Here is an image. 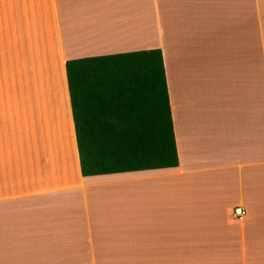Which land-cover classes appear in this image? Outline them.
<instances>
[{
  "label": "crops",
  "instance_id": "crops-1",
  "mask_svg": "<svg viewBox=\"0 0 264 264\" xmlns=\"http://www.w3.org/2000/svg\"><path fill=\"white\" fill-rule=\"evenodd\" d=\"M151 48L177 165L83 176L64 61ZM3 68L0 264H264V0H0Z\"/></svg>",
  "mask_w": 264,
  "mask_h": 264
},
{
  "label": "trees",
  "instance_id": "trees-1",
  "mask_svg": "<svg viewBox=\"0 0 264 264\" xmlns=\"http://www.w3.org/2000/svg\"><path fill=\"white\" fill-rule=\"evenodd\" d=\"M64 68L83 176L177 165L158 48L68 59Z\"/></svg>",
  "mask_w": 264,
  "mask_h": 264
},
{
  "label": "rangeland",
  "instance_id": "rangeland-1",
  "mask_svg": "<svg viewBox=\"0 0 264 264\" xmlns=\"http://www.w3.org/2000/svg\"><path fill=\"white\" fill-rule=\"evenodd\" d=\"M2 72H5V75H1ZM0 75V96L4 95L8 97V95L20 92V88L11 79L12 72H9V69L6 70L5 68H3L2 70H0ZM2 98L4 97L1 96V99Z\"/></svg>",
  "mask_w": 264,
  "mask_h": 264
},
{
  "label": "built area",
  "instance_id": "built-area-1",
  "mask_svg": "<svg viewBox=\"0 0 264 264\" xmlns=\"http://www.w3.org/2000/svg\"><path fill=\"white\" fill-rule=\"evenodd\" d=\"M242 214H243L242 207L237 206V207H235V208L233 209L232 215H233L234 217H240Z\"/></svg>",
  "mask_w": 264,
  "mask_h": 264
}]
</instances>
